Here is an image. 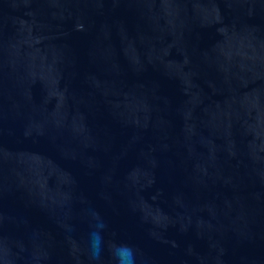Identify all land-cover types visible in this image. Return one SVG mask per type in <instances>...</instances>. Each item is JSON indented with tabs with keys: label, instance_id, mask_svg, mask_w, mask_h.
Here are the masks:
<instances>
[{
	"label": "water",
	"instance_id": "1",
	"mask_svg": "<svg viewBox=\"0 0 264 264\" xmlns=\"http://www.w3.org/2000/svg\"><path fill=\"white\" fill-rule=\"evenodd\" d=\"M113 243L264 264V0H0V264Z\"/></svg>",
	"mask_w": 264,
	"mask_h": 264
},
{
	"label": "clouds",
	"instance_id": "2",
	"mask_svg": "<svg viewBox=\"0 0 264 264\" xmlns=\"http://www.w3.org/2000/svg\"><path fill=\"white\" fill-rule=\"evenodd\" d=\"M96 220L97 222L93 225L88 236V246L91 252V258L94 260L99 259L100 253L103 250V231L107 227L103 220L99 218L98 214ZM110 251L115 260V264H136L137 252L131 245L113 243L110 245Z\"/></svg>",
	"mask_w": 264,
	"mask_h": 264
}]
</instances>
